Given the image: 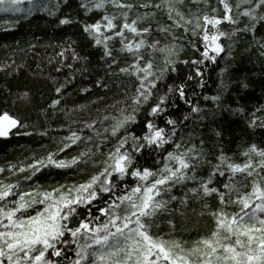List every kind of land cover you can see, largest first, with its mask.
<instances>
[{"label": "snow or ice", "instance_id": "1", "mask_svg": "<svg viewBox=\"0 0 264 264\" xmlns=\"http://www.w3.org/2000/svg\"><path fill=\"white\" fill-rule=\"evenodd\" d=\"M23 2L0 0V11L24 12ZM61 2L68 0H57L51 8L43 3L36 7L55 15ZM79 7L86 17L96 12L99 18L88 22L67 14L58 23L79 25L89 46L99 53L105 76L118 78L122 98L103 110L97 107L95 116L79 121L78 130L69 127L55 150L33 155L30 163L8 165L9 173L25 174L24 182L47 168L97 170L79 181L48 187L36 182L25 189L19 180L0 181V264H264V106L249 108L245 97L238 96L237 107L227 108L258 134V143L240 153L242 162H235L222 145L206 150L199 129L189 127L197 120L203 127L206 110L189 82L205 88V67L218 58L233 57L237 44L264 66V0H80ZM224 24L229 31L222 29ZM77 46L72 40L61 45L56 72L88 71L74 68L89 60ZM186 47L199 55L181 60ZM179 64L188 67L185 79L168 83L169 73L177 72ZM52 79L57 98L49 107L70 115L61 105L76 76ZM94 83L109 89L107 80ZM220 84L217 94L203 96L216 109L222 107L228 88L224 80ZM17 99L29 102L30 93ZM78 107L84 110L88 105ZM172 111L180 115L174 117ZM28 127L8 111L0 112V138L32 135L20 131ZM213 132L217 140L223 135L218 129ZM36 134L44 137L49 132ZM73 146L75 154L60 155ZM4 171L0 167V173ZM177 187L183 189L180 197L173 194ZM212 198L215 208L209 203ZM190 199L201 206L197 215L212 218L208 235L184 247L153 233L165 213L183 217ZM172 201L179 207L170 208ZM167 224L175 228L172 219Z\"/></svg>", "mask_w": 264, "mask_h": 264}, {"label": "trees", "instance_id": "2", "mask_svg": "<svg viewBox=\"0 0 264 264\" xmlns=\"http://www.w3.org/2000/svg\"><path fill=\"white\" fill-rule=\"evenodd\" d=\"M41 3L51 8L57 0H24L21 5L25 9L24 12L0 11V112L8 111L28 123L29 127L21 129V132H33L32 135L13 134L7 138H0V167L5 169L4 173H0V181L9 183L19 180L25 189L36 182L42 187H48L58 183L67 184L79 181L86 178L88 173L97 170L89 167L86 173H80L72 169L47 168L37 173L33 181L24 182L23 175L25 174L9 173L8 165L20 162L30 163L33 155L39 157L45 155L47 151L55 150L58 139L69 134V127L72 130H78L79 121L95 116L97 107L103 110L107 105L122 98L118 78L112 77L108 80L105 76V66L99 60V53L89 46L79 25L58 23V19L67 14L74 18L87 19L88 22L98 19L99 14L91 12L86 17L84 10L79 7L80 0H68L66 4L60 3L55 15H49L47 10H37L36 6ZM189 7L194 6L189 5ZM29 8L32 10L27 11ZM160 18L163 21V17ZM221 27L225 31L230 30L227 24ZM154 35L164 40L162 35ZM69 40L76 41L77 51L89 56V60L83 65L80 63L74 65V68L83 66L88 69L83 75L70 72L67 68H63L61 72L55 71L58 63L57 53L61 50V45ZM198 55L199 53L186 47L181 52L180 59L196 58ZM49 59L52 63H49ZM70 62L69 57L66 63ZM222 69H227V71L222 72ZM187 71L186 65L179 64L177 72L169 73L167 82L180 83L185 79ZM204 71L206 74L205 88L200 89L196 87L195 82H189L191 88L195 89L198 94L197 99L201 107L206 110L205 119L202 122L203 127L200 128L201 121L199 120L195 125L190 124L189 127L199 129L206 141V150L211 145H222L225 153L235 162H242L245 158L240 153L248 144L258 143V134L254 135L252 130L246 128L244 121L227 111V108L229 105L232 108L237 107L236 98L238 96L245 97L244 103L249 108L264 106V66L255 55L243 53V45L237 44L233 49V57L218 58L215 64H209ZM72 74L76 76V79L67 89L69 95L65 97L66 104L62 101L61 105L70 112V115H65L64 112L49 107L51 101L57 98L54 91L55 81L52 77L60 81L65 75ZM98 79L107 80L110 90L95 84L94 82ZM221 80L228 84V88L222 96V107L216 109L215 105L211 101H205L203 96L217 94L222 88ZM243 83H246L248 87L243 88ZM85 87L90 88V91L87 93L79 91ZM26 91L30 93L29 102L17 99ZM189 94L191 95V90ZM98 97L104 99L98 100ZM90 101H96V103L90 104ZM179 104L181 110L186 113L187 106L182 101ZM80 105H88V107L80 110L78 107ZM73 109L75 111H72ZM172 115L175 117L180 113L172 111ZM33 126L36 131L33 130ZM213 129H218L223 133L219 140L215 138ZM45 130L49 132L48 136L41 137L36 134L37 131ZM15 132L16 129L13 130V133ZM75 151L76 146H73V149L60 155L70 157L75 154ZM151 162V160L148 161L149 164ZM173 194L180 197L183 195V189L177 187L173 189ZM209 203L213 208L217 206L215 198H212ZM177 207H179V202L172 201L170 208ZM200 210V204L190 199L189 205L182 209L185 213L183 217L179 213H172V215L165 213L158 218V227H154L152 231L165 238L178 240L184 247H190L200 236L208 235L214 227L210 216L197 215ZM168 219L174 221V229L167 224Z\"/></svg>", "mask_w": 264, "mask_h": 264}, {"label": "water", "instance_id": "3", "mask_svg": "<svg viewBox=\"0 0 264 264\" xmlns=\"http://www.w3.org/2000/svg\"><path fill=\"white\" fill-rule=\"evenodd\" d=\"M13 130H15V129H13Z\"/></svg>", "mask_w": 264, "mask_h": 264}]
</instances>
